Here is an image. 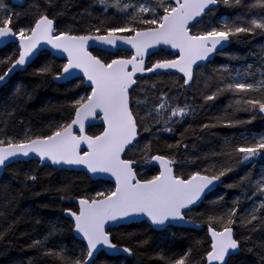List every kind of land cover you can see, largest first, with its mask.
Wrapping results in <instances>:
<instances>
[{
	"label": "snow or ice",
	"instance_id": "6c2138e0",
	"mask_svg": "<svg viewBox=\"0 0 264 264\" xmlns=\"http://www.w3.org/2000/svg\"><path fill=\"white\" fill-rule=\"evenodd\" d=\"M93 3L103 5L99 15L94 16L86 9L77 13L80 20L73 17L71 24L61 28L64 12L57 9L55 0L45 3L35 0L23 13L13 12L0 0V41L15 43V50L0 58V85L10 80L16 70L27 71L45 45L64 60L56 64L54 60L43 59L30 74L39 79L38 85L16 84L10 94L0 96V118H5L0 127V170L35 158L40 164L47 161L61 172L83 171L91 177L107 174L114 178V186L109 189L71 196L67 195L74 191L69 178L56 190L65 193L61 202L72 200L77 205L76 210L62 209L70 223L65 226L59 220L49 221L43 240H34L28 247L37 249L38 256L52 258L54 264H109L119 257L135 258L134 248L121 243L122 237L135 240L142 235L135 225L147 221L157 231L170 227L198 228L188 214L195 207L205 206L200 219L207 226V240L193 238L179 258L170 259L168 264H264V239L257 241L252 235L257 231L264 233V215L257 214L264 210V199L239 217V226H248L247 236L233 227L238 220L239 197L219 214L224 197L209 200L223 183L222 178L234 171L221 163L220 158H233L235 154L237 164L264 159V134H242L245 143L237 146L226 139L221 152L188 160L175 156L177 152L189 151L181 133L175 144L166 145L172 155L153 154V141L160 143L165 133L174 134L175 127L196 109L187 103V97L183 107L174 105L170 87L158 88L156 83L144 82L148 74L158 77L179 73L183 84L177 93L190 87L195 83L197 71L234 39L257 30L264 34V0L251 4H243L242 0H93ZM221 5L247 11L233 18H215L214 13ZM253 9L260 11L244 20ZM93 46L94 50H90ZM165 46L176 50L171 53L173 58L149 59ZM261 51L264 53V49ZM260 59L264 62V54ZM251 69V65L243 72L227 65L214 69L223 87L204 96V101H215L218 93L230 92L240 97L234 101L235 105L252 113V119L257 113L264 116V70L257 69L260 80L247 82L252 78ZM233 71L235 75H231ZM48 81L68 86L62 100L55 104L49 101L40 109L41 113H51L46 125L37 130L30 120H19L21 131L14 132L9 122L35 99L38 87ZM148 93L155 95L154 102ZM251 93L261 96L248 98ZM96 119L102 121L103 129L99 134L89 135L86 127ZM246 123L251 120L229 119L222 126L239 127ZM215 127L216 123L203 124L201 132ZM213 160L216 163H210ZM198 161L208 166L187 174L182 172L189 164L199 167ZM144 166L155 167L156 174L140 178L137 169ZM24 178L25 186L29 181L35 184L38 179L28 172ZM238 183L254 186L252 195L264 197V172L255 180L250 175L241 177ZM14 225L15 222L9 225L8 231ZM129 228L133 230L127 231ZM65 232L73 235L75 242L71 246L61 241L46 247L50 239L62 237ZM6 234L0 232V240ZM147 243L148 240H141L135 247L139 249ZM249 254L255 258L254 262ZM26 264H33V259Z\"/></svg>",
	"mask_w": 264,
	"mask_h": 264
},
{
	"label": "trees",
	"instance_id": "16d2710c",
	"mask_svg": "<svg viewBox=\"0 0 264 264\" xmlns=\"http://www.w3.org/2000/svg\"><path fill=\"white\" fill-rule=\"evenodd\" d=\"M35 0H29L24 6H14L10 0H4L5 5L13 12L23 13L28 10L29 5L33 4ZM45 3L46 0H41ZM135 2V0H132ZM255 0H242L243 4L254 3ZM66 0H55L57 9L64 12L61 17V28L67 24L72 23V18L75 17L80 20L81 17L77 16V13H83L86 9L91 11L95 15H99L103 5L94 4L93 0H67V6L64 7ZM90 5L91 8L89 7ZM110 11H114L110 9ZM246 8H225L223 5L217 9L214 13L215 18L226 16L229 18L236 17L241 12H246ZM260 10L253 9L251 13L244 16L243 19L247 20ZM207 19V17H206ZM24 20V17H21ZM23 26V25H21ZM264 49V34H261L257 30L254 34H242L241 37L234 39L231 45L224 51L217 54L215 59L208 64L202 66L196 73V78H199L190 87H185L182 92L177 93V89L183 84L182 76L179 74H168L161 76H147L145 78L146 83H156L158 88L168 86L172 89L169 92V96L173 98L174 105L183 107L185 98L187 97V103L194 107L196 110L189 117H185L176 127L174 134L165 133L160 137V143L153 141V154L172 155L166 149L167 144H175L179 140L180 134L184 133V143L189 145L188 152H177L175 156L177 159L187 158L188 160H194L197 158H203L210 156L213 152H221L225 146V140L227 139L233 146H237L245 143L241 138L242 134L245 136L249 133L252 134H264V116L260 114L255 115V119H252L253 114L243 111L242 108H238L234 101L240 99L239 96H234L230 92H223L217 94L215 101L205 102L203 97L211 95L216 91L217 87H223V84L218 80V74L213 70L227 65L231 69L241 68L247 70L251 65L252 78L254 81L259 79V72L257 69L264 70V62L260 57ZM15 50V43H10L7 46L0 49V58L10 55ZM94 50V49H93ZM171 58V52L166 50L157 51L155 55L150 57L151 60L159 58ZM235 57V58H233ZM54 60L56 64L64 63V60L53 56L49 51H42L35 61L27 68V71H21L14 74L10 80L0 85V96L10 94L11 90L16 84H25L36 86L39 84V79L31 76L33 70L39 67L43 59ZM2 74V72H0ZM225 77L229 76V73H223ZM231 75H235L233 71ZM162 81V84L160 83ZM226 82H231L226 80ZM76 83H79L77 80ZM68 85H62L48 81L47 83L38 87L35 99L22 111H19L15 117L9 122V128L14 132L19 133L21 126L17 123L19 120L25 122L31 121L32 126L37 130H40L46 125L47 120L51 113H41L40 109L45 104L51 101L53 104L63 99L64 88ZM30 90V89H29ZM159 92L156 93L158 95ZM152 102L155 101V95L148 93ZM260 93H251L248 98H260ZM143 99V97H141ZM58 118V117H57ZM5 118H0V127H3ZM240 120L249 121L251 123L243 124L239 127H225L222 126L226 120ZM216 123L217 127L210 130H204L201 132V126L203 124ZM103 125H94L88 129V133L99 134L102 131ZM147 136V134H145ZM139 158V157H133ZM264 161V159H260ZM221 163H225L226 166H231L234 171L224 177V183L209 196V200L216 199L218 196H223V206L218 210V214L222 213L225 208L232 206L234 198L239 197L240 203L237 211V224L233 227L240 235L247 231V227H239V217L245 216L246 203L245 199H249V192L251 187L239 184L241 177L250 175L251 179H254L255 170H253L250 163L237 164L235 162V154L233 158L223 156L220 158ZM210 163H216L215 160ZM199 167L189 164L188 167L182 169V172L187 174L192 171L199 170L200 167L208 166L205 163L198 161ZM28 172L37 176V182L32 184L30 181L25 186L24 174ZM140 178H150L151 175L156 174L157 169L152 166L139 167L137 169ZM69 178L72 182V188L74 191L67 193V195H92L95 191H104L114 186L113 183L104 180H93L87 173L82 171L61 172L52 166H40V163L36 160H31L26 163H14L11 164L3 175L0 176V212L4 215L0 216V232H6L3 240H0V264H26V262L32 258L33 264H54L52 258L43 257L37 255V249H30L28 245L34 240H43L45 234L48 231V222L59 220L62 225H68L70 221L62 212V209L71 207L76 210L77 205L72 200L61 202L60 197L65 193L59 192L56 189L66 183ZM236 185L229 188L228 185ZM7 185L5 189L2 187ZM39 193V195H37ZM12 197H15L14 199ZM250 200V199H249ZM208 201L204 202L207 205ZM206 211L205 206L195 207L188 214L196 222H201V215ZM263 215V213H257ZM39 220V223L36 221ZM15 222L14 227L8 231L9 225ZM255 223V222H254ZM205 225V224H204ZM135 228L142 233L141 236L135 240L127 237L121 238V243L133 247L137 252L135 258L128 257L127 259L119 257L113 259L109 264H168L170 259H178L187 247L191 244L193 238L206 241L207 240V226L205 225L201 229L190 227H170L164 231H157L149 227L146 221L139 225H135ZM132 228L127 231H132ZM114 232H123L124 229H113ZM253 239L259 241L264 239V233L257 231L252 234ZM141 240H148V243L139 249H136V244ZM63 242L71 246L75 241L71 233L65 232L62 237H54L50 239L46 247H52L53 245ZM160 257H163L160 258ZM249 259L254 262L255 258L249 254Z\"/></svg>",
	"mask_w": 264,
	"mask_h": 264
},
{
	"label": "water",
	"instance_id": "95a60500",
	"mask_svg": "<svg viewBox=\"0 0 264 264\" xmlns=\"http://www.w3.org/2000/svg\"><path fill=\"white\" fill-rule=\"evenodd\" d=\"M14 4H17V5H23L27 0H11ZM10 43H14V42H12V41H0V49L1 48H3V47H5V46H7L8 44H10ZM231 45V43L228 45V46H226L224 49H223V51L225 50V49H227L229 46ZM95 48V46H93V48H90V50H93ZM162 50H166V51H170L171 53H174L176 50H174V49H168L167 48V46H165L164 47V49H162ZM42 51H49L51 54H52V50L48 47V46H44L43 47V49L41 50V52ZM150 51V53L153 51V50H149ZM40 52V53H41ZM40 53H38V56H39V54ZM53 55V54H52ZM37 56V57H38ZM53 56H55V57H57L58 58V56H59V54H56V55H53ZM152 55H150L149 56V59H150V57H151ZM217 56V54H215L213 57H211L210 58V61L209 62H211V61H213L214 59H215V57ZM60 59V58H59ZM63 60V59H62ZM35 61V60H34ZM208 62V63H209ZM208 63H206V64H208ZM205 64V65H206ZM30 66V65H29ZM29 66H27V68L29 67ZM21 71H23V70H16L13 74H12V76L14 75V74H16L17 72H21ZM175 74H179V73H175ZM150 75H152V74H148L147 76H150ZM179 75H181V74H179ZM11 76V77H12ZM100 124H102V121L100 120V119H96L94 122H92V124H91V126H94V125H100ZM103 125V124H102ZM91 126H88V127H86V131H87V133H88V129L91 127ZM89 134V133H88ZM89 135H91V134H89ZM84 147H86V146H83L82 145V148H84ZM31 160H36L35 158H33V159H31ZM30 160V161H31ZM37 161V160H36ZM50 166L49 164H48V162L47 161H45L44 162V164H40V166L41 167H43V166ZM4 172H5V169L4 170H0V176L1 175H3L4 174ZM83 172V171H82ZM88 176H90L89 174H88ZM91 177V176H90ZM93 180H104V181H109V182H111V183H113L114 184V178H112V177H110L109 175H107V174H102L101 176H97V177H91ZM223 179V183H224V178H222ZM222 183V184H223ZM221 184V185H222ZM147 222V221H146ZM198 225H199V227L197 228V227H192V226H184V227H190V228H197V229H201V228H203L205 225L204 224H200V223H198V222H196ZM234 230H235V228H234ZM236 231V230H235Z\"/></svg>",
	"mask_w": 264,
	"mask_h": 264
},
{
	"label": "rangeland",
	"instance_id": "374dc122",
	"mask_svg": "<svg viewBox=\"0 0 264 264\" xmlns=\"http://www.w3.org/2000/svg\"><path fill=\"white\" fill-rule=\"evenodd\" d=\"M237 69H240L242 72L245 71V70H243L241 68H237ZM261 78L262 77L260 75L258 80H260ZM196 81H197V84H201V83H199V78L195 79V82ZM247 82H255V81L253 80V78H250ZM250 164L252 165L253 170H255V173H254L255 176H254V179H253V180H255V179L259 178L261 172H264V161H260V159H257L256 161H254V162H252ZM250 187H251V192H249V197H250L249 199L250 200L249 199H245V201H244L246 203L245 207L248 210H250L254 206H257L260 203V200L264 199V197H261L259 195L253 196L252 193H253V191L255 189H254V186H252V185H250ZM260 213H263V215H264V210H261ZM239 225H240V223H239ZM247 235H249L248 231H246V232L244 231L243 236H247Z\"/></svg>",
	"mask_w": 264,
	"mask_h": 264
},
{
	"label": "flooded vegetation",
	"instance_id": "af4514ba",
	"mask_svg": "<svg viewBox=\"0 0 264 264\" xmlns=\"http://www.w3.org/2000/svg\"><path fill=\"white\" fill-rule=\"evenodd\" d=\"M28 1H29V0H27L23 5H17V4H14V3L10 0V2L12 3V5H14V6H20V7H21V6H24L26 3H28ZM171 58H173V56H172ZM174 74H175V73H174ZM220 186H221V185H220ZM220 186H219V187H220ZM219 187H218V188H219ZM218 188H217L216 190H218ZM236 232H237V231H236Z\"/></svg>",
	"mask_w": 264,
	"mask_h": 264
}]
</instances>
